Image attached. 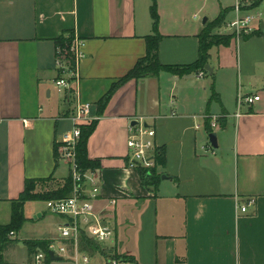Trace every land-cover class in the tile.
<instances>
[{"label": "crops", "instance_id": "crops-1", "mask_svg": "<svg viewBox=\"0 0 264 264\" xmlns=\"http://www.w3.org/2000/svg\"><path fill=\"white\" fill-rule=\"evenodd\" d=\"M202 1H156L163 64L195 62L203 28L223 10L224 22L237 16L231 1ZM152 5L153 0H0V225L11 221L12 202L26 179L71 176L56 149L72 127L78 98L58 90L54 61L57 38L72 33L82 41L79 101L91 104L93 118L85 126L96 122L87 151L100 163L98 204L117 201L115 250L131 264H264V33H234L229 44L212 47L213 74L163 71L131 79L103 107L100 100L112 85L147 53L146 37L155 32ZM258 6L248 10L260 19ZM262 20L254 22L256 30ZM240 95L261 99L239 106ZM139 115L156 126L166 154L156 185H145L140 169L129 165L128 126ZM214 116L217 148L207 131ZM251 197L256 204L242 212ZM36 202L44 207L25 215L42 225V233L24 242L57 239L64 219L50 213L46 201H28L25 209ZM12 238L2 258L29 262L33 254L27 247L20 260L19 235ZM83 250L93 264H106L100 251ZM58 262L75 264L65 257L49 264Z\"/></svg>", "mask_w": 264, "mask_h": 264}, {"label": "built area", "instance_id": "built-area-1", "mask_svg": "<svg viewBox=\"0 0 264 264\" xmlns=\"http://www.w3.org/2000/svg\"><path fill=\"white\" fill-rule=\"evenodd\" d=\"M230 1L237 16L233 20L224 22L217 29V33H235L239 36L254 33L256 31L254 22L259 20V16L250 13L248 9L255 0ZM81 45L82 41L77 36H74L71 42L57 45L54 61L58 73L54 83L58 90L67 98H78L75 110L70 116L72 127L64 132L57 149L59 159L69 166L73 193L67 198L46 201L47 210L64 219L58 225L59 237L49 243L47 251L38 249L26 264H45L49 251L70 259L75 264H93V256L82 248L83 236L106 250L104 256L106 264H131L130 260L119 254L112 245L116 234L113 218L116 199L109 198L105 204H98L101 189L97 172L95 169L84 170L78 161L77 148L82 128L85 123L93 120L90 116L91 104L79 101ZM200 74L203 75V72ZM260 99L259 95H240L238 104L252 105ZM217 125L218 117L214 116L211 126L214 128ZM199 127L200 125L197 126ZM127 146L131 168L150 169L156 165V155L159 150L157 128L148 122L146 116H136L129 124ZM210 151L214 152L212 146ZM255 204L256 199L251 197L240 207V210L246 212L249 206Z\"/></svg>", "mask_w": 264, "mask_h": 264}, {"label": "trees", "instance_id": "trees-1", "mask_svg": "<svg viewBox=\"0 0 264 264\" xmlns=\"http://www.w3.org/2000/svg\"><path fill=\"white\" fill-rule=\"evenodd\" d=\"M156 1L153 0L152 15L155 21V32L152 35L146 37L147 40V53L141 57L134 67L130 69L124 76H122L117 82H115L105 96L100 100L101 106H105L110 97L113 95L115 90L131 79H140L145 77H155L161 72H169L174 75L183 77L190 73L209 74L205 69L206 64L209 63L210 49L218 45H227L230 43L232 35H221L214 33L215 29L220 27L226 19L227 11H221V14L212 22L208 23L201 33L198 35L200 40V54L198 60L187 65H172L163 64L159 58V43L162 39V35L158 32V14L156 10ZM263 0H255L253 7H257ZM255 33H261L260 28ZM74 35H61L57 38V45H63L66 42H71ZM212 98H218V93L215 91L214 85L212 86ZM96 122L91 125L83 126L81 139L77 148V156L80 166L84 170L95 169L100 165L98 160H90L88 157L87 144L91 134L94 132ZM208 133L214 132L211 123L207 124ZM165 150L160 148L156 155V165L150 169H140L141 177L145 185H156L160 179L158 167L165 163ZM56 157L58 158V151L56 149ZM53 179V176L48 178H28L25 181V187L18 199L12 202V217L11 221L6 225H0V258H2V252L16 240L11 235L17 231H20L27 221L25 215V204L28 201H47L50 199H62L70 197L73 193L72 177L68 176L64 182L58 185L56 188L48 189L43 192L36 191V184L47 183ZM51 241L44 239H31L26 240L27 245L31 254H34L38 249L47 251L48 245ZM82 248L88 249L93 252L100 251L105 255L106 250L102 249L94 241L83 236ZM123 256V255H122ZM127 259V257L123 256ZM46 264H49L51 258L49 254L46 256Z\"/></svg>", "mask_w": 264, "mask_h": 264}, {"label": "rangeland", "instance_id": "rangeland-1", "mask_svg": "<svg viewBox=\"0 0 264 264\" xmlns=\"http://www.w3.org/2000/svg\"><path fill=\"white\" fill-rule=\"evenodd\" d=\"M205 2V0H203ZM202 1V2H203ZM214 1V0H212ZM222 2L223 4H226L227 2L229 3L230 0H216V2ZM211 2V0H210ZM257 12H261V17L260 19L258 20V23L261 19L264 20V0L263 2L258 6V9L256 10ZM255 12V13H257ZM204 14L201 13V16H203ZM218 31L215 30L214 33H217ZM218 34V33H217ZM233 35V33H224V34H221V35ZM64 181L60 180V181H57V182H45V183H38L36 184V191L37 192H43L45 190H48V189H54L56 188L58 185L62 184ZM41 207H44V204L41 202V203H31L29 205H27L26 207V214H28L29 216H32L33 215V212L37 209V208H41ZM50 221V220H49ZM40 225L39 223H34L32 221H26L22 227V229L20 231H17L15 232L14 234L12 233L11 237H13L15 234L16 236L19 235V240L17 241V251H16V254H17V257L21 260V258H23V256L25 255V252H26V244L24 242V239L26 238H29V237H36V236H39L41 233H42V229L39 228ZM49 226H52L51 224ZM48 229V225L46 227V230ZM20 232V234H19ZM97 251V250H96ZM95 251V252H96ZM17 258V259H18ZM0 264H26V262H6V260L4 258L0 259ZM56 264H64V263H56Z\"/></svg>", "mask_w": 264, "mask_h": 264}, {"label": "water", "instance_id": "water-1", "mask_svg": "<svg viewBox=\"0 0 264 264\" xmlns=\"http://www.w3.org/2000/svg\"><path fill=\"white\" fill-rule=\"evenodd\" d=\"M206 21V20H205ZM260 31L261 33H264V21L262 20L261 23H260ZM205 69L210 73V74H213L214 72V68L208 63L206 64L205 66ZM135 123V122H134ZM209 139H210V142L211 144L217 148L218 147V142H217V134L216 132H212L209 134ZM163 178H166V176H163ZM49 256L52 260H61L62 257L61 256H58L56 255L53 251H49Z\"/></svg>", "mask_w": 264, "mask_h": 264}]
</instances>
